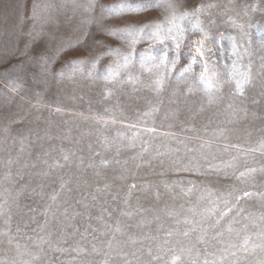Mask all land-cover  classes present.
Returning <instances> with one entry per match:
<instances>
[{
	"label": "rangeland",
	"instance_id": "rangeland-1",
	"mask_svg": "<svg viewBox=\"0 0 264 264\" xmlns=\"http://www.w3.org/2000/svg\"><path fill=\"white\" fill-rule=\"evenodd\" d=\"M0 112V264H264V0H0Z\"/></svg>",
	"mask_w": 264,
	"mask_h": 264
},
{
	"label": "snow or ice",
	"instance_id": "snow-or-ice-1",
	"mask_svg": "<svg viewBox=\"0 0 264 264\" xmlns=\"http://www.w3.org/2000/svg\"><path fill=\"white\" fill-rule=\"evenodd\" d=\"M136 10V6H133L131 4L128 5H115L111 6L108 11L112 15H120L123 13H132Z\"/></svg>",
	"mask_w": 264,
	"mask_h": 264
},
{
	"label": "bare ground",
	"instance_id": "bare-ground-1",
	"mask_svg": "<svg viewBox=\"0 0 264 264\" xmlns=\"http://www.w3.org/2000/svg\"><path fill=\"white\" fill-rule=\"evenodd\" d=\"M0 113H2V112H0ZM0 115H3V114H0ZM3 116H4V115H3ZM2 119H3V117H2ZM2 119H1V120H2ZM0 124H1V123H0ZM262 138H263V137H262ZM224 161H225V160H224ZM224 161H223V162H224ZM237 161H238V160H237ZM227 162H228V161H227ZM230 162H231V161H230ZM230 162H229V163H230ZM222 164H223V163H222ZM225 164H226V163H225ZM237 164H238V163H237Z\"/></svg>",
	"mask_w": 264,
	"mask_h": 264
}]
</instances>
